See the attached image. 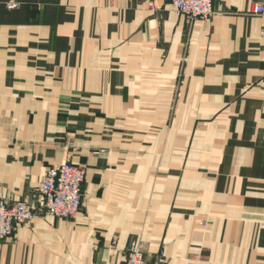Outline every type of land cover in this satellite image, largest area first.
<instances>
[{
    "label": "crops",
    "instance_id": "crops-1",
    "mask_svg": "<svg viewBox=\"0 0 264 264\" xmlns=\"http://www.w3.org/2000/svg\"><path fill=\"white\" fill-rule=\"evenodd\" d=\"M0 0V200L28 223L0 264H264V0ZM83 164L74 218L38 185Z\"/></svg>",
    "mask_w": 264,
    "mask_h": 264
},
{
    "label": "built area",
    "instance_id": "built-area-1",
    "mask_svg": "<svg viewBox=\"0 0 264 264\" xmlns=\"http://www.w3.org/2000/svg\"><path fill=\"white\" fill-rule=\"evenodd\" d=\"M150 4L153 5L152 9L158 8L154 2ZM173 7L176 14L186 16L189 20L208 19L214 13L213 0H173ZM251 11L253 14L264 15V3L257 4ZM85 175L83 165L70 161L48 168L38 186L43 210L55 217H75L83 203L82 184ZM36 214L35 207L27 200L6 202L1 199L0 240L12 236L18 225L30 222ZM123 264H166V259L163 256L148 259L143 243L132 241Z\"/></svg>",
    "mask_w": 264,
    "mask_h": 264
},
{
    "label": "rangeland",
    "instance_id": "rangeland-1",
    "mask_svg": "<svg viewBox=\"0 0 264 264\" xmlns=\"http://www.w3.org/2000/svg\"><path fill=\"white\" fill-rule=\"evenodd\" d=\"M150 2H154L156 5L158 4V1H157V0H149V1H148V7H149L150 9H152L151 7L153 6L152 4H150ZM157 6H158V5H157ZM172 6H173V0H172ZM173 9H174V7H173ZM152 10H159V6H158L157 9H152ZM213 10H214V13H215V9H214V1H213ZM175 13H176V12H175ZM214 13H213L212 16H211L210 18H208V19L195 18L194 20H189V21H192V22H193V21L198 20V19H201V20H210V19L213 17ZM179 16H182V15H179ZM185 17H186V16H185ZM186 18H187V17H186ZM187 19H188V18H187ZM75 163H76V162H75ZM59 164H60V163H59ZM59 164H58V165H59ZM76 164L79 165V163H76ZM80 165H83V164H80ZM53 166H56V165H53ZM83 166H84V165H83ZM51 167H52V166H51ZM84 167H85V166H84ZM49 168H50V167H49ZM47 170H48V169H47ZM47 170H46V172H47ZM85 170H86V168H85ZM45 174H46V173H45ZM45 174H44V175H45ZM43 177H44V176H43ZM43 177H42V178H43ZM85 177H86V175H85ZM41 180H42V179H41ZM83 183H84V182H83ZM39 184H40V183H39ZM38 186H39V185H38ZM82 189H83V184H82ZM37 191H38V195H39V197L41 198V195H40V192H39V189H38V188H37ZM1 199H3V198H1ZM3 200H5V199H3ZM5 201L8 202L7 200H5ZM78 213H79V212H78ZM78 213H77V214H78ZM77 214H76V215H77ZM58 218H60V217H58ZM72 218H74V217H72ZM69 219H70V218H69ZM20 225H22V224H20ZM18 226H19V225H18ZM18 226H17V227H18ZM17 227H16V229H17ZM16 229H15V230H16ZM14 232H15V231H14ZM13 234H14V233H13ZM13 234H12V235H13ZM132 241L139 242L138 240H132ZM132 241H131V242H132ZM131 242H130V243H131ZM129 246H130V245H129ZM143 248H144V245H143ZM128 249H129V248H128ZM144 250H145V248H144ZM127 253H128V251H127ZM126 257H127V256H126ZM160 257H162V256H160ZM157 258H158V257H157ZM125 260H126V259H125Z\"/></svg>",
    "mask_w": 264,
    "mask_h": 264
}]
</instances>
